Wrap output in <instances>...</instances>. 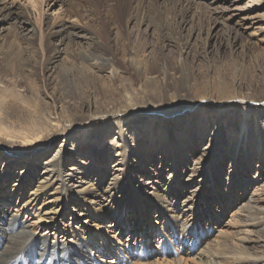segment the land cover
Returning a JSON list of instances; mask_svg holds the SVG:
<instances>
[{
    "label": "bare ground",
    "instance_id": "1",
    "mask_svg": "<svg viewBox=\"0 0 264 264\" xmlns=\"http://www.w3.org/2000/svg\"><path fill=\"white\" fill-rule=\"evenodd\" d=\"M184 1L63 0L65 15L91 23L89 32L53 25L48 34L63 32L62 45L79 36L87 46L52 59L40 55L37 48L24 46L17 37L8 40L0 35V148L6 153L32 152L23 157L12 154L11 162H5L4 172L0 173V183L1 177L8 183L5 187L0 184V209L6 206L15 211L21 206L16 212L5 208L0 217V264H102L100 260L112 254L116 259L110 264H164L149 260L160 254L154 248L158 235L162 240H157L156 246L165 247L168 264L196 260L202 264H260L264 260V246L259 249L252 235L258 234L264 240V187L260 186L264 176V51L254 56L253 49L259 46L249 41L237 47L235 41L243 38L242 33L225 23V48L218 44L213 54L209 37L201 38L203 33L210 35L212 26L206 25L212 17L191 9L186 17ZM14 10L13 6L2 7L0 16ZM194 37L203 40L200 46L192 45ZM51 62L53 79L46 72ZM187 110L199 120L193 123L190 118L184 126L180 121ZM157 123L166 135L162 138L159 130L158 138L149 139ZM170 126L177 135L173 143L169 142ZM68 127L77 132L73 140L76 146L82 145L78 153L87 156L83 162L88 176L106 183L110 176L106 168L115 172L111 162L125 169L123 178L115 175L116 181L105 189L108 197L121 198L119 201L108 202L105 207V203L90 199L96 181L92 186V179L84 176H80L82 191L69 184L74 176L79 180V175L68 169L64 173L66 161L59 149L64 143L51 145ZM84 128V138L80 139ZM222 129H227V134ZM117 136L121 141L116 142ZM45 144L49 148L37 150ZM193 145L201 149L195 160L189 155ZM204 148L208 150L202 152ZM156 149L162 153L160 167L167 159L181 175L174 176L159 167L152 173L157 184L152 183L148 194L138 185L131 189L133 194L123 197L130 186L129 178L139 176L148 155ZM56 151L53 158L44 160ZM23 164L25 167H20ZM144 171L150 173L149 168ZM218 174L223 177L221 182ZM13 175L17 177L10 185ZM163 176L164 193L159 187ZM208 179L212 185L218 184V207L210 204L207 195H200ZM182 181L190 187L183 201ZM200 198L205 205H199ZM144 199L166 204L146 220L144 238L149 248L130 238L123 246H116L112 242L115 237L97 226L76 228L65 219L70 214L74 220L82 215L101 220L110 209L124 219L119 230L123 232L130 223L124 215L126 206L134 204L143 214ZM40 200V208L36 209ZM50 204L54 206L45 210ZM74 204L80 208L72 213ZM198 205L209 222H219L228 209L239 208L243 215L236 234L220 232L218 242L211 241V232L206 231L212 230L209 223L204 226L181 218L182 213L194 211ZM23 209H32L33 214L39 211L33 228L28 219L21 218ZM162 217H167L170 234L163 231L165 224L160 228L154 225L161 224ZM41 228L47 235L37 237L36 229ZM156 228L158 232H154ZM49 229L55 230V237L58 231H64L65 235L72 233L73 238L53 242ZM135 231L132 229L130 234ZM176 242L191 247L179 250ZM199 243L200 254H193Z\"/></svg>",
    "mask_w": 264,
    "mask_h": 264
},
{
    "label": "rangeland",
    "instance_id": "2",
    "mask_svg": "<svg viewBox=\"0 0 264 264\" xmlns=\"http://www.w3.org/2000/svg\"><path fill=\"white\" fill-rule=\"evenodd\" d=\"M62 1L63 0H60V1L59 0H0V8L13 6V9H15L14 12L11 14H9L7 11V12H5V16H3V15L0 16V35L4 36L5 39L8 38V40L10 38H16L17 37V39L19 41H21V43L24 46L37 48L40 52V55H42L45 58H49V59H52L54 57H58L57 55H63L65 52L71 51V53H73L75 51H78L80 48L87 46V43L83 44L84 40H82V37L78 36V38H76V40H74V42L70 43V42L66 41L67 44L62 45L60 42V37L64 34L63 32H60L59 33L60 35H57V34L56 35H49L48 34L49 26L52 27L53 25H57V27H59L60 25H64V26H67L68 29H70L72 31H76V32L80 31V30L82 32H83V30H84V32H89V30L87 28H89L91 23H89L88 21L75 20L73 18H69L68 16H66L65 12H64L65 5H64V3H62ZM223 1L224 0H187V1H184L183 6H182V10L184 12H186V14H185L186 17H189V13H188L189 9H191L192 11L200 10L203 14H206V15L208 14L212 17L211 22L206 25V28L212 26V30L210 32V35L207 36L206 33H203V36H201V38L203 40H206L207 37H209V39L211 41L209 47H210V50L212 51L213 54L217 50L216 47L218 46V44H222L223 45L222 47L225 48V45H226L225 34H226V31H228V30H226L225 23L232 26V28H234V30L236 32L239 31L242 33L241 37H243V38L242 39L238 38L237 41H235V44L237 45V47H239L244 41H249L253 44L252 46H254L255 44L257 46H259V49L258 48L253 49V51H254L253 55L254 56L259 54V52L261 53L262 50L264 51V0H225V2H223ZM220 2H222L224 4L223 6L221 5L222 8H218V5ZM25 8H27L28 11ZM192 11L190 13H192ZM203 40H200L199 38L194 37L191 40L193 42L192 45L200 46V44H202ZM239 40H240V42H239ZM90 42L94 43L95 41L90 40ZM219 42H221V43H219ZM170 44H171V42H170ZM252 46L250 49H252ZM250 57L251 56H249V59H250ZM52 64H54V63L51 62L50 64H48V66L51 67ZM48 66L46 68V72H47L48 76L50 77V76L54 75L53 74L54 69H53V67L48 68ZM52 79H53V76H52ZM26 84L27 83H25L24 85H26ZM152 110L155 111L154 109H152ZM191 113H192L191 110L186 111V113L184 114L185 115L184 119L186 118V120L184 122V119H181V121H180L181 125L185 126L186 122L188 120H190V118H192L193 123H195L199 120V117H197V116L191 117V115H190ZM184 126H182V127L184 128ZM70 128L71 127L66 128L65 131L63 133H61V135H59L54 141H52L51 142L52 144L51 143L50 144L53 145V144L58 143V145H59L62 142L64 143L63 146H61V148H59V149H61V154L66 161V165L63 168L64 173H65L66 169H68L69 171H77V173L79 175V180L76 178L77 176H74L70 180L69 184H71L75 190L82 191V190H80V188H81L80 176H84L85 179L89 180V181H90V179H92V181H91L92 186H93V182L96 181V179L91 177L92 176L91 174L88 176V173H86V171H85L86 167L85 166H87V165L83 161H84V158H86L87 156L78 153V148L82 147V145L76 146V140L74 142L73 136L77 132L73 133V131H71ZM224 128H225V126H224ZM153 130H154L153 135H150L149 139H151V137L158 138L159 130L161 131V137L162 138H164L166 135L165 130L163 128H160L158 123L155 125ZM167 130H169V133H170L168 135L169 136V142L172 141V143H173L174 141H176L175 138L177 137V135L174 134L175 128H171V126H170V128ZM84 131H85V128L83 130H80V133L83 134L82 136H80V139L84 138V134H85ZM222 131H224L225 134H227V129H222ZM128 133L130 134V135H128V137L131 138L132 133L131 132H128ZM113 135H115V132L112 134V136ZM113 139H114V137L109 138L107 144H109L111 142V140L113 141ZM0 140H1V138H0ZM115 140H116V142H118V140L121 141V139H118V136L115 138ZM0 144H1V142H0ZM48 144L37 146V150L43 151L44 147L49 148ZM73 145H75V147ZM6 148H8V147H6ZM14 149L18 150V147H15ZM0 150H1V148H0ZM200 150H201L200 145H193V150L189 151L190 157H192L195 160V158L197 157V153L201 152ZM204 150H208V148H204L202 150V152ZM20 152H21V154H18L15 152L6 153L5 151L1 150V152H0V173L4 172V169H5L3 166L4 163L5 162L10 163L11 162L10 157L12 156V154H18V155L23 157L27 153H32V152H24V151H20ZM56 153H57V151L54 152L53 154H51L49 156V158L44 157V160L46 161L50 158H53V156ZM153 154H155L154 157H153ZM133 156H135V154H132L131 157H133ZM56 157H59V154ZM161 157H162V153L159 149H156V151L154 153L150 152V154L147 157L148 159L145 162V164L143 165L142 169H140V170L138 169L140 171V172H138L139 176L129 178L130 186H128V190L123 195V197L128 198L131 194L134 193V191L131 189L135 188L134 186H138V185H141L142 191L146 192L145 194H148V192L150 191L149 188H151L152 183L153 182L156 183L155 176H152V173H154L157 169H159V167L161 165L160 164V158ZM130 161H132V160L130 159ZM262 163L264 164V158L262 159ZM23 166L25 167L24 164L21 165L20 167H23ZM110 166H111V168H113V170H115V172L112 171L110 168H106V171H109V174H110L106 183H102L99 179H97V181L95 182V184L93 186L95 188L94 191L89 193L90 199H96V200H99L101 203H105V207H106V204L108 202H116V201H119L121 199V198L112 199V198L108 197L107 193L105 192V189H106V187H108V185H112L116 181L115 175L119 176V178H123L124 173H125V169L123 167H121L122 165L118 164L115 161L111 162ZM229 166L230 165H228V167ZM148 168L150 169V173H146L144 171L145 169H148ZM160 169L166 170L167 172H169V173H171L177 177L181 175V173L178 169H173V167L170 165V161L167 159H165V163L162 164ZM228 169L229 168H227V167L225 168L226 173H227ZM253 176H256L257 178H259V176L256 175L255 173L253 174ZM16 177L17 176H15V175L10 177V185H12L14 183ZM218 177H219V181L221 182L223 180L222 175L218 174ZM198 178H201V177H198ZM165 180L166 179L163 176V181H162L161 186L157 185L160 187V190H162L163 193H164L163 182H165ZM76 181H78V182H76ZM1 182L2 183H0V184L3 185L4 187L8 185V183L3 182L2 177H1ZM76 183L78 186L74 185ZM204 183H205V185H202V187L199 191L200 195H207L208 199L210 200L209 201L210 204H212V206L218 207L219 205H217V203L215 202V199L217 198L218 192L220 193L218 184L216 183V184L212 185L211 181L209 179H208V181H205ZM182 184H185V189L183 190V194L180 198L181 201H183L190 194V192H189L190 187L187 186L186 183H184V181H182ZM195 185L199 186V183H196ZM261 185H263V187H264V176H263V179L261 181L260 186ZM178 187H179V189H182L181 183H178ZM9 190H10V188L6 192L9 193ZM206 191H209V194H207ZM25 192L27 194V184H26V191ZM26 194L24 196V202L27 200ZM193 196L195 199L196 198L195 195H193ZM17 197H18V195H17ZM41 199H43V198H41ZM156 199H157V197H156ZM200 199H201V202L199 205H205L204 199L203 198H200ZM191 201L192 200L190 199V202ZM41 202H42V200H40V202H38V204L36 205V209H37V207L40 208ZM78 202L82 203L79 200H78ZM144 202H145V212L143 214L138 211L136 205H134V204L129 203L126 206V210H125L124 215H125V218L128 221H130V223H128V226L125 228V230L123 232H119V230L122 229V226L120 223L124 222V219L121 216H118L116 213H114L110 209H107V211L104 212L103 218L101 220H97L96 216L90 217L88 215L79 216V218L77 220H74V219H71L70 214L65 219H66L67 223L73 224V226L76 228L80 227L81 225H88V226L91 225L93 227L97 226L98 229H100L104 233H110L111 235H113L115 237V240L112 242H114V244L116 246H118V245L123 246V243H125V244L127 243L126 239L130 238V241H132V242H134L137 239L139 244H142V247L147 248L148 244H147V241L145 242V238H144L147 236L145 233V232H147V229L145 226L146 220L149 217H151L150 214H154V213H157L160 211L159 207L161 206V204H163L164 206H166V204L160 203L159 201H155L152 199H144ZM122 203L123 202H121V205H122ZM199 205H198V209H196L194 211H191L190 209H188L187 211L182 213L181 218L183 220L194 221L196 224L201 223L204 226H208V223H209L210 224L209 226L211 227L212 230L208 231V230H206V228H205V230L207 232H211V234H209V236H211V237H209L211 239V241H212V239L213 240L216 239L218 242L219 239L217 238V235L220 232L229 233L232 235L236 234L238 226H240V224H241L240 215L241 216L243 215L241 213V211H239V208L228 209L224 214L225 216L221 217L219 222H216L215 219H212L209 222L207 217H205V219L203 218V214H202V211H201ZM2 206H4V205H2ZM52 206H54V204H50L48 206H45V210L51 209ZM14 207H16V205ZM5 208L7 209L6 206H5ZM5 208L3 207L0 209V217L2 215H4V213L6 212V210H4ZM20 208H21V206H19L15 211L9 210V209H7V211L8 212H10V211L16 212ZM71 208L73 210L74 208H80V206L74 204V205H71ZM31 210L32 209L20 210L22 213L20 215H21L22 219H28V222L30 224L32 223L31 225L33 228V225H35V226L37 225L35 221H37V219H38L37 216L39 215V211L36 214H33V213H31ZM74 212L75 211L73 210L72 213H74ZM117 217H118V221H117ZM198 217H202V218L200 219ZM152 219L155 220L154 218H152ZM86 220H90V222L87 223ZM165 220H167V217L166 218L162 217L160 220V222H162V223L157 224L156 222H154V225H157L158 228H160L161 226H163L162 224H165L166 227L163 229V231L166 234L167 233L170 234L171 227H169L167 225ZM116 221H117V223H116ZM42 223L45 224V222H42ZM141 224H142V226H141ZM158 228H156L154 230V232H158ZM132 229H136V231H135V233L130 234L132 232ZM54 232H55L54 229H49V231H48V233L50 234L49 238L53 242L58 241V240H63L66 237L68 239L73 238L72 233H67L65 235L64 231L63 232L58 231L57 236L55 237ZM238 232H240V231L238 230ZM36 235H37V237H41L42 235H47V234H44V230H43V228H41V229H36ZM250 235H251V233H250ZM252 235L255 236V238H256L257 247L259 249H261L262 246H264L263 238H260L258 234H255V235L252 234ZM160 236L161 235H158L157 236L158 239L155 238L156 241L154 242V248L156 251H160V254H158L156 256L149 257V260L152 262L154 261L155 263H157L156 262L157 260H160V262H165L164 264H168L166 259H165V258H167V257H165L166 253H167V251L165 250V247L163 245H160L162 247L156 246V245H158L157 240L160 241V239H161ZM206 236H208V234H206ZM149 237H150V235L148 234V238ZM210 239H208V241ZM180 243H177V247L179 248V250L182 248H187V247L190 248L191 247V245H189V244H185L183 242H180ZM199 244L197 245L196 250L195 251L193 250V252H192L193 254L195 252L198 255L200 254L199 252L201 249L198 250V247L201 246V243H199ZM192 247H195V246H192ZM257 247H255V248L258 249ZM95 250L96 249H94V251ZM148 253H149V251H148ZM184 257L186 258L185 255H184ZM104 258H105V261L100 260V263L110 264V262H109L110 260L116 259L114 254L110 255L109 257L106 256ZM167 259H169V258H167ZM263 261H261L260 264H263ZM189 263L190 264H202V263H200V261H197V260L189 262ZM170 264H173V263H170ZM218 264H222V263L218 262Z\"/></svg>",
    "mask_w": 264,
    "mask_h": 264
}]
</instances>
